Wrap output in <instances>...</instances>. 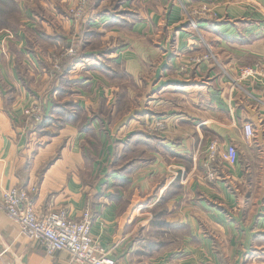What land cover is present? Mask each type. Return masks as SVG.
<instances>
[{
    "label": "crops",
    "instance_id": "1",
    "mask_svg": "<svg viewBox=\"0 0 264 264\" xmlns=\"http://www.w3.org/2000/svg\"><path fill=\"white\" fill-rule=\"evenodd\" d=\"M75 4L0 0V192L37 185L42 213L89 207L121 264H264V0H92L79 22ZM204 4L209 16L186 19ZM72 40L81 59L55 82V50ZM153 117L167 125L157 136L143 130ZM212 142L239 158L208 181ZM120 146L136 156L121 162ZM0 264L78 263L31 244L0 211Z\"/></svg>",
    "mask_w": 264,
    "mask_h": 264
},
{
    "label": "built area",
    "instance_id": "2",
    "mask_svg": "<svg viewBox=\"0 0 264 264\" xmlns=\"http://www.w3.org/2000/svg\"><path fill=\"white\" fill-rule=\"evenodd\" d=\"M203 9H207L206 6ZM75 54L68 49L63 57ZM263 69L260 64L245 68L242 77L254 76ZM35 123L42 119V107L34 105L26 110ZM246 139L255 136V127L252 123L244 125ZM216 142L207 147L208 177L217 178L215 161L233 165L238 161L239 152L234 145L220 149ZM209 159V160H208ZM38 191L37 185L29 188L12 187L0 192V211L16 222L20 227V234L31 244L42 247L47 254L65 251L72 263L78 264H121L118 259L111 257L108 251L100 247L92 232V213L87 208L79 218L70 216L66 208H60L47 213L39 212L32 195Z\"/></svg>",
    "mask_w": 264,
    "mask_h": 264
},
{
    "label": "rangeland",
    "instance_id": "3",
    "mask_svg": "<svg viewBox=\"0 0 264 264\" xmlns=\"http://www.w3.org/2000/svg\"><path fill=\"white\" fill-rule=\"evenodd\" d=\"M76 1V4L73 5V7L69 8V11H68V15L69 16H72V18L79 22V21H82V19L86 16L87 14V11H88V8H89V5L91 3L92 0H75ZM206 6L207 9H203V7ZM210 12V13H207V12ZM203 13H207V15L203 14ZM211 14V8L208 4H204L200 7H197V8H190V9H187L186 10V13H185V17L188 21H191L192 23H195L197 21V19L199 17H201L202 15L203 16H209ZM202 16V17H203ZM68 49H73L75 51V54H73L72 56H68V57H63L64 54L66 53V51ZM56 53H54L55 55L53 56L54 60H53V72H54V80L56 79L55 82H57V80L59 79H62V77L64 76L63 75V70H64V63L66 61L69 60V58H73V57H77L78 55H81V51L79 49V47L77 46V43L76 41H71L69 44L65 45L63 44V46L58 49V50H55ZM203 59H210L211 58V55L210 54H205L202 56ZM76 62L72 63V64H75ZM252 65H248L246 67H243L242 70H241V77H242V71L243 69L245 68H249L251 67ZM123 74V71L122 73ZM61 82V81H60ZM132 82V79H129V78H123V79H120L119 83L121 86L118 90V92H116V95L118 97H120L121 99H123L125 102L128 98V93H127V86H130V83ZM41 103V102H40ZM37 105V104H36ZM41 106V104H39ZM42 107V106H41ZM31 116V115H29ZM30 123H33V119L30 118ZM167 128V125H166V122L160 118H157V117H153V119L150 120V122L147 124V126L145 127V129H143L146 133L148 134H152V135H160L162 134L163 132H165ZM217 143V142H216ZM211 144V143H210ZM218 144V143H217ZM98 145V144H97ZM219 145V144H218ZM209 146V145H208ZM220 146V145H219ZM221 150L222 148L219 147ZM93 149H97L98 150V147L94 146ZM95 152V151H94ZM120 153L122 155V159H121V162L123 163H126L128 162L132 157H135L136 156V152H133V153H130L129 150H126L124 149V147L120 146ZM242 153V155H241ZM124 154H126V156H123ZM240 155L242 156V159L245 161H247V163H249L251 161V158H250V154H249V151L246 150V147H242L240 148ZM93 158H95V156H93V154L91 155ZM205 158H204V163H205V167L206 169L208 170V167H207V148L205 150V154H204ZM118 158V157H117ZM209 160V159H208ZM260 164L262 162H264V160L260 159ZM215 164L217 166V178H219L220 176H222V168L224 166V164L222 162H220L219 160H216L215 161ZM108 168L109 170L108 171H111L113 169V158L110 160L109 164H108ZM205 176V175H204ZM206 180L208 181H214L216 180L217 178L215 179H210L208 177V172L206 174V177H204ZM90 211L91 209L89 207H87ZM86 208V209H87ZM162 208V206H158V209ZM85 210V209H84ZM92 213V211H91ZM93 219V217H92Z\"/></svg>",
    "mask_w": 264,
    "mask_h": 264
},
{
    "label": "trees",
    "instance_id": "4",
    "mask_svg": "<svg viewBox=\"0 0 264 264\" xmlns=\"http://www.w3.org/2000/svg\"><path fill=\"white\" fill-rule=\"evenodd\" d=\"M97 1H99V0H97ZM81 59V55H78L77 57H73V58H69V60L68 61H66L65 63H64V70H63V75H66V73H67V69H65V66H67L68 64H69V66H70V63L72 64V63H74V62H77V61H79ZM46 118H44L42 121H41V123H38V124H36V129H41L44 125V123L46 122V120H45ZM125 149L126 150H129V147L127 146V147H125ZM93 217V216H92Z\"/></svg>",
    "mask_w": 264,
    "mask_h": 264
}]
</instances>
